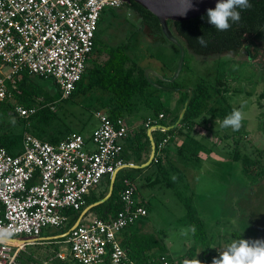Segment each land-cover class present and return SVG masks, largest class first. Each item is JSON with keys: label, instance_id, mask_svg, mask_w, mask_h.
Listing matches in <instances>:
<instances>
[{"label": "rangeland", "instance_id": "rangeland-1", "mask_svg": "<svg viewBox=\"0 0 264 264\" xmlns=\"http://www.w3.org/2000/svg\"><path fill=\"white\" fill-rule=\"evenodd\" d=\"M129 12L127 7H106L103 10L96 31L101 43L126 44L124 50L130 57L128 65L134 64L142 72L151 68L161 74L172 73L178 59L177 47L162 32H150L136 14ZM257 45L255 58H249L242 48L210 54L186 49L176 81L178 87L193 89L201 81L210 87L209 97L195 120V127H202L210 136H203L202 130L194 131L190 135L191 142H188L191 144L179 151V135L155 131L152 134L155 141L168 136L163 164L127 167L117 173L115 190L118 178L124 176L133 181L136 198L148 203V213L143 220L148 223L149 232L165 243L166 254L182 264L185 259L200 260L204 250L219 252L234 239H264V173L249 174L241 161L233 158L234 151L238 150L258 160L264 170V44L257 41ZM92 58L95 62H103L106 55L94 54ZM40 81L56 97L54 119L49 124L34 121L23 124L10 111L2 122L4 128L0 133L9 132L15 145L20 142L24 131L44 139L63 136L69 129L86 136L97 123L95 111L108 110L102 104L109 98L106 91L93 88L87 93L77 92L70 98L59 99L58 88L51 78ZM143 93L142 97L133 96L128 109L123 110L128 135L132 138L138 126L147 117L155 115L158 109L170 108L171 112L162 120L167 123L171 114L178 113L181 108L179 91H168L150 84L145 86ZM226 104L243 114L237 131L220 127L221 120L216 114ZM180 127L187 126L181 124ZM129 145L124 146V153L131 156ZM109 183L110 176L105 175L95 190L97 193L108 190ZM188 207L204 226L206 242L200 237L195 238L190 230ZM56 231L50 227L44 229L43 234L49 236ZM54 241L33 246L26 250V255L32 253L33 261H40L55 250L67 251L64 241ZM40 256L43 257L38 259Z\"/></svg>", "mask_w": 264, "mask_h": 264}, {"label": "built area", "instance_id": "built-area-1", "mask_svg": "<svg viewBox=\"0 0 264 264\" xmlns=\"http://www.w3.org/2000/svg\"><path fill=\"white\" fill-rule=\"evenodd\" d=\"M123 4L124 0H0V101H12L19 117L34 112V107L18 104L7 85L10 81L13 87L24 71L51 78L59 98H68L94 55L103 10ZM94 116L98 120L90 136L72 131L52 143L25 131L19 151L11 153L0 146V230L10 233L0 237V264H105L106 260L179 264L166 256L145 263L127 256L122 231L148 211L126 177L121 179L120 208L113 217L88 214L62 240L67 251L55 250L40 262L20 259L27 245L46 242L34 239L44 229L65 226L71 218L68 210L81 209L103 177L126 164L123 149L129 127L124 117L110 118L105 110H96ZM153 124L150 118L146 122L147 127ZM166 143L165 138L158 141L155 154H161ZM22 236L29 239L16 240Z\"/></svg>", "mask_w": 264, "mask_h": 264}, {"label": "trees", "instance_id": "trees-1", "mask_svg": "<svg viewBox=\"0 0 264 264\" xmlns=\"http://www.w3.org/2000/svg\"><path fill=\"white\" fill-rule=\"evenodd\" d=\"M249 3L251 7L240 10L241 18L239 22L232 23L230 21L231 27L227 31H218L211 24H209L207 22L206 12L195 18L187 20H168V24L172 33L184 45L185 51L186 49H189L200 54H210L222 53L224 51L238 50L239 48H242L244 52L248 53L249 58H255L258 51L257 41H260L264 44V0H249ZM123 7H127L130 10L129 13L133 12L136 14L140 23L150 32H161L158 19L155 17V15L135 1L130 0L129 2H124L122 8ZM201 17H204V19ZM199 36H204L206 46H201L196 42V38ZM125 46L126 44L103 45L98 38L97 33L95 32L93 48L94 54H105L106 58L103 62H95L92 57L89 59L88 66L85 68L80 80L77 82L73 92L68 98L77 92L87 93L93 88H98L102 91H106L109 94L108 101L106 103H102L103 106L108 107V110H105L108 116L110 118L117 116L123 117V110L128 109L133 96L136 95L142 97L145 86H150L148 81L144 78L141 68L135 66L134 64L131 66L128 65L130 57L124 50ZM163 75L167 74L163 73ZM43 79L47 78L30 75L27 71H24L20 78L14 79L13 87L10 81H7V85L12 88L11 91L13 98L18 104L25 107L35 108L34 112L30 113L27 117H20L18 119L19 122L24 124L28 121H34L36 124H49L50 121L54 119L53 110L56 97L51 92L47 91L42 85L40 80ZM168 85L171 87H178L176 80ZM209 89L210 87H208L206 83L203 81L199 82L196 87L193 88L194 95L191 98L184 117L178 126L170 131H161L159 129H155L153 132L161 131L164 133H191L195 127V120L201 113V106L203 102L209 97ZM186 96V92H180L178 102L181 106ZM12 107L13 106L9 103V101L3 100L0 102V113L5 114L7 110L9 108L11 109ZM232 111L233 107L229 104H226L216 115L219 116V120L222 121L225 116L230 114ZM170 112L171 110L169 107L163 106L156 111L155 115L147 117L143 124L138 126L137 131L134 132L133 140L129 145L131 150L130 154H137V156H128L126 153H124V148L123 157L126 163H138L141 160V156L138 154L141 152L145 153V157L148 155L149 141L146 137L147 120L150 118L151 122L154 123H162L165 125L171 124L175 120L178 113H175L174 115L171 114L169 122L165 123L162 121ZM160 113L163 114L162 117H159ZM181 124H185L187 127H180ZM1 128L2 127H0V129ZM10 136L11 134L6 132V130L2 131V133H0V146L5 147L9 152L13 153L10 151V149L13 148L15 142ZM39 138L52 143H55L59 140L56 136H49L48 139L41 137ZM164 138L167 142L168 136L161 137V139ZM157 144L158 140L156 141V152H158ZM163 154L164 148L161 150V154H155V157L151 163L161 166ZM233 158L236 161H241L243 168L249 174H257L258 172H261L262 174L264 173V170L262 167H260L258 160L253 159L244 153L241 154L238 150L234 151ZM130 159H132V161H130ZM122 178H124V176L118 178V187L115 190V182L117 180L116 174L113 191L110 197L105 202L89 209L83 217L91 213H95L97 216L103 219H109L113 217L120 208L118 196L121 189ZM104 190H102L104 192L100 190L102 193H97V190H93L87 196L85 205L102 198L107 192V189ZM145 205L148 209V204ZM82 208L77 211L68 210V212L71 214V218L65 226L59 229V233L65 232L73 225ZM187 219L190 228L192 225H195L196 231L193 233L195 238L200 237L202 242H206V230L201 224L200 220L193 215V212L189 207L187 210ZM64 239H66V237L56 239V241ZM121 244L125 248L127 256L137 262L145 263L151 260H156L160 256L172 258L166 254L167 247L165 243L161 242L154 234L150 232L133 234V236L125 240L123 243L121 242ZM218 254L219 252L217 251L209 252L204 250L200 255V261L202 264H211L212 258L218 256ZM179 264L182 263L179 262Z\"/></svg>", "mask_w": 264, "mask_h": 264}, {"label": "water", "instance_id": "water-1", "mask_svg": "<svg viewBox=\"0 0 264 264\" xmlns=\"http://www.w3.org/2000/svg\"><path fill=\"white\" fill-rule=\"evenodd\" d=\"M130 0H124V2H129ZM148 11H150L155 17L158 19L161 32L163 36L171 43H173L177 49H178V59L176 66L173 70V72L170 75H163L151 68H145L143 71L144 78L148 81L149 84L158 87L160 89L168 90V91H174V92H186L187 96L183 101V104L175 118V120L168 125L162 124V123H156L153 125H150L146 128V137L149 141V155L146 161L142 163H126L121 167L116 168L111 174H110V183L108 186L107 193L100 199L89 203L86 205L79 213L77 219L73 223V225L66 230L63 233H60L58 235L51 236L52 238L59 239L62 237H65L68 235L69 230L73 227H75L83 215L86 214V212L91 209L92 207L99 205L103 202H105L113 191V185L116 178V174L120 169L127 168V167H134V168H144L147 165H149L155 155L156 151V142L152 135V130L155 129H161L163 131H170L175 129L178 124L181 122V120L184 117V114L188 108L189 102L191 98L194 95V91L191 88L188 87H171L168 84L172 83L176 78L179 76L183 63H184V57H185V47L184 45L179 41V39L172 33L168 20L171 21H181V20H187L191 18H195L203 13L206 12L209 8H214L218 0H191V3L193 5L192 9L188 10L186 14L185 10L188 7V4L186 0H133ZM49 238L50 237H45ZM13 240V239H12Z\"/></svg>", "mask_w": 264, "mask_h": 264}, {"label": "clouds", "instance_id": "clouds-1", "mask_svg": "<svg viewBox=\"0 0 264 264\" xmlns=\"http://www.w3.org/2000/svg\"><path fill=\"white\" fill-rule=\"evenodd\" d=\"M186 2L188 7L184 14L193 7L191 0ZM250 7L249 0H218L214 8L206 10L207 22L218 31H227L231 27L230 21L239 22L240 10ZM201 18L204 19V17ZM196 42L206 46L204 36L197 37ZM242 120V112L239 109H233L220 122V127L237 131L241 127ZM190 230L195 233V225H192ZM8 235L10 233L7 230H0V237ZM183 264H202V262L197 258L185 259ZM211 264H264V239H234L219 251L218 256L212 258Z\"/></svg>", "mask_w": 264, "mask_h": 264}, {"label": "crops", "instance_id": "crops-1", "mask_svg": "<svg viewBox=\"0 0 264 264\" xmlns=\"http://www.w3.org/2000/svg\"><path fill=\"white\" fill-rule=\"evenodd\" d=\"M3 101V100H2ZM1 102V101H0ZM9 103L13 106L11 109L9 108L8 110H7V112L5 113V114H3V113H0V127H2L1 129H3V125H2V122H4V118H5V116H6V114L7 113H9L10 111L13 113V114H15L17 117H18V115L16 114V112L14 111V105H13V102L12 101H9ZM20 118V117H19ZM8 122V121H7ZM5 123V125H7L8 123ZM97 125V123L95 124V126ZM93 127V129H92V131L96 128V127ZM185 130V129H184ZM197 130H202V131H204L203 133H204V135L203 136H205V137H209L210 135H207V131H205L202 127H194L193 128V130H192V132H194V131H197ZM69 131H74V130H71V129H69ZM25 132V131H24ZM23 132V133H24ZM76 132V131H75ZM152 132H153V130H152ZM191 132V133H192ZM68 133V132H67ZM66 133V134H67ZM79 133V132H78ZM92 132H90L88 135H86V136H90V134H91ZM191 133H175L176 135H179L180 136V138H182V140L180 139V138H178V142L180 143L179 144V146H178V150L179 151H181V150H184V147H186L185 145H187V144H191V143H188V142H191ZM65 134V135H66ZM22 136H23V134H22ZM22 136H21V138L19 139L20 140V142L17 144V145H15V143H14V146H13V148L12 149H10V151H12V152H17V151H19V149H20V147H21V140H22ZM64 136V135H63ZM63 136H56V137H58V139H60V138H62ZM183 138H186L187 140H184ZM211 138V137H210ZM133 140V138L131 137V136H127V138L125 139V141H124V145L126 146L128 143H131V141ZM160 141V140H159ZM15 142V141H14ZM156 142V141H155ZM167 143H168V141H167ZM166 143V144H167ZM165 144V147H164V150L166 149V145ZM149 149H150V147H149ZM150 151V150H149ZM139 156H141V160L138 162V163H142V162H144V161H146L147 160V158H148V155H149V152H148V155H147V157H145V153L144 152H141L140 154H138ZM131 156L133 157V156H137V154H131ZM130 156V157H131ZM130 161H132V159H130ZM185 161V160H184ZM163 162H164V156L162 157V159H161V164H163ZM133 163V162H132ZM134 164H136V163H134ZM174 168H175V166H174ZM180 175V174H179ZM180 177H181V175H180ZM107 193V192H106ZM137 200H139V201H142V202H144L145 204H148L145 200H141V199H137ZM88 205V204H87ZM86 206V205H85ZM84 206V207H85ZM83 207V208H84ZM82 208V209H83ZM147 211H148V209H147ZM144 218H146V216L145 217H143V218H141V219H139L138 221H136L133 225H131V226H129V227H127L126 229H124L123 231H122V234H121V236H120V240H121V242L123 243L125 240H127V239H129L131 236H133V234H141V233H148L150 230H149V228H148V223H146V220H143ZM44 231V230H43ZM43 231H42V233H41V236L40 237H38V238H34L35 239V241H46V243L45 244H50L51 243V241H54V240H56L55 238H52L51 239V236H53V235H58V234H60L59 233V229H57V231L56 232H54V233H52L53 235H49V236H47V234H43ZM45 237H50V239L48 238H45ZM27 239H29V238H27L26 236H22V237H18V238H16V240H19V241H23V240H27ZM55 242V241H54ZM43 244V243H42ZM38 245H41V243H34V244H32V245H27L26 247H25V249L22 251V253H21V255H20V259L22 260V261H24V262H40L41 260H43L44 258H47V256H48V254H46L44 257L43 256H40V257H38V259L39 258H41V257H43V258H41L40 259V261H33L34 260V256H33V254L32 253H29V254H27L26 255V250L27 249H30V248H32L33 246H36V247H38ZM52 251H53V249H52ZM108 261V260H107ZM105 262V264H110L109 262Z\"/></svg>", "mask_w": 264, "mask_h": 264}, {"label": "flooded vegetation", "instance_id": "flooded-vegetation-1", "mask_svg": "<svg viewBox=\"0 0 264 264\" xmlns=\"http://www.w3.org/2000/svg\"><path fill=\"white\" fill-rule=\"evenodd\" d=\"M247 55H248V53H246ZM248 57H249V55H248Z\"/></svg>", "mask_w": 264, "mask_h": 264}]
</instances>
